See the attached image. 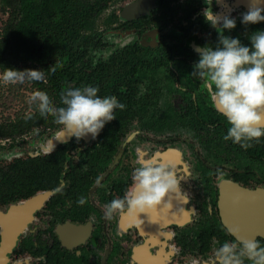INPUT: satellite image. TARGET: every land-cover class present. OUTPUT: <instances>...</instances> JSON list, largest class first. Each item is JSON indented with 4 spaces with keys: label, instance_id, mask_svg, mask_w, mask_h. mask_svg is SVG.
<instances>
[{
    "label": "flooded vegetation",
    "instance_id": "af4514ba",
    "mask_svg": "<svg viewBox=\"0 0 264 264\" xmlns=\"http://www.w3.org/2000/svg\"><path fill=\"white\" fill-rule=\"evenodd\" d=\"M79 4L80 37L73 58L56 62L52 103L62 107L69 87L92 86L125 108L95 139L59 137L51 116L0 139V264H207L225 241L264 246V137L247 150L225 141L226 119L191 75L197 49H215L221 32L206 8L234 18L223 33L245 46L264 31V22L241 23L250 0ZM153 156L177 167L180 192L157 212L107 220L105 206Z\"/></svg>",
    "mask_w": 264,
    "mask_h": 264
},
{
    "label": "clouds",
    "instance_id": "9594fccd",
    "mask_svg": "<svg viewBox=\"0 0 264 264\" xmlns=\"http://www.w3.org/2000/svg\"><path fill=\"white\" fill-rule=\"evenodd\" d=\"M264 0H250L248 11L242 14L243 25L264 22ZM205 20L221 32L215 49L209 45L198 48V62L193 65V77L199 78L213 108L229 125L225 141L247 150L253 142L264 137V31L249 36L250 47L239 38L224 35L223 30H232L236 21L229 16L219 17L208 7L203 11ZM41 70L4 69L0 80L4 84L28 81H42ZM99 88L92 86L69 87L61 93L62 107H55L48 94L35 91L28 103L44 119L54 118L62 126L61 137H75L80 140L89 134L95 139L105 124L116 118L117 109L125 105L113 96L101 97ZM30 118V117H29ZM62 138H57L61 139ZM51 141L49 154L54 150ZM177 167L162 158L153 156L143 159L132 173V186L122 198H116L105 206L107 220L114 216L138 217L141 213L157 212L165 197L180 192L181 180ZM99 182V181H97ZM81 206L84 198L77 201ZM171 206L165 203L164 208ZM264 264V246L256 239L225 241L209 257L207 264Z\"/></svg>",
    "mask_w": 264,
    "mask_h": 264
},
{
    "label": "trees",
    "instance_id": "16d2710c",
    "mask_svg": "<svg viewBox=\"0 0 264 264\" xmlns=\"http://www.w3.org/2000/svg\"><path fill=\"white\" fill-rule=\"evenodd\" d=\"M81 7L79 0H0V12L6 15L0 30V72L9 68L41 70L48 83L31 81L32 86L50 99V94L55 97L56 62L59 57L73 58L80 37ZM51 101L54 103L53 98ZM32 108L16 121L0 122V139L42 123L35 105Z\"/></svg>",
    "mask_w": 264,
    "mask_h": 264
},
{
    "label": "rangeland",
    "instance_id": "374dc122",
    "mask_svg": "<svg viewBox=\"0 0 264 264\" xmlns=\"http://www.w3.org/2000/svg\"><path fill=\"white\" fill-rule=\"evenodd\" d=\"M5 18L6 15L0 12V30L2 20ZM0 74L2 73L0 72ZM33 92H35V89L31 81L25 80L23 83L4 84L0 80V122L33 111L32 104L28 103Z\"/></svg>",
    "mask_w": 264,
    "mask_h": 264
},
{
    "label": "water",
    "instance_id": "95a60500",
    "mask_svg": "<svg viewBox=\"0 0 264 264\" xmlns=\"http://www.w3.org/2000/svg\"><path fill=\"white\" fill-rule=\"evenodd\" d=\"M59 137H61V135Z\"/></svg>",
    "mask_w": 264,
    "mask_h": 264
}]
</instances>
